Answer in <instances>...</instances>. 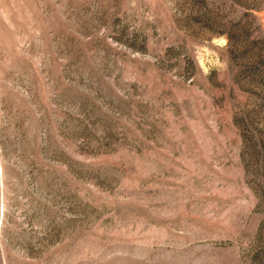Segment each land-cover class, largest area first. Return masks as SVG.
Masks as SVG:
<instances>
[{"label":"rangeland","instance_id":"rangeland-1","mask_svg":"<svg viewBox=\"0 0 264 264\" xmlns=\"http://www.w3.org/2000/svg\"><path fill=\"white\" fill-rule=\"evenodd\" d=\"M0 264H264V0H0Z\"/></svg>","mask_w":264,"mask_h":264}]
</instances>
